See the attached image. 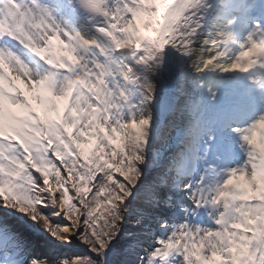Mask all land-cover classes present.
I'll return each mask as SVG.
<instances>
[{"label": "snow or ice", "instance_id": "snow-or-ice-1", "mask_svg": "<svg viewBox=\"0 0 264 264\" xmlns=\"http://www.w3.org/2000/svg\"><path fill=\"white\" fill-rule=\"evenodd\" d=\"M262 113L264 0H0V264H264Z\"/></svg>", "mask_w": 264, "mask_h": 264}, {"label": "clouds", "instance_id": "clouds-1", "mask_svg": "<svg viewBox=\"0 0 264 264\" xmlns=\"http://www.w3.org/2000/svg\"><path fill=\"white\" fill-rule=\"evenodd\" d=\"M264 115V113H262ZM39 123L40 121H34L33 117L31 116H24L20 123L17 126H14L12 128V131L15 132L17 135L22 134H29L26 136V138L31 139L30 133L33 131H36L39 133ZM46 127H49L51 122L47 121L46 119L43 121ZM7 134L6 130L0 129V135ZM260 135V142L259 144L253 143L249 141L248 149H249V155H253L254 153L259 154V165H253L254 170L259 168V180H260V197L264 198V128L259 130ZM255 186V185H254ZM235 204L237 206V211L241 212L243 215H254L257 211L260 212L261 215H264V205L257 206L253 208L247 209V211H244L243 202L242 201H235Z\"/></svg>", "mask_w": 264, "mask_h": 264}]
</instances>
